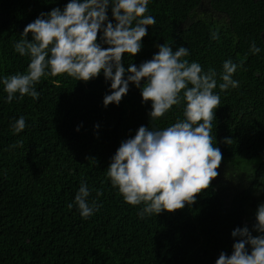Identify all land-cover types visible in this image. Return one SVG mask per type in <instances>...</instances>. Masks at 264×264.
I'll use <instances>...</instances> for the list:
<instances>
[{
    "label": "trees",
    "instance_id": "16d2710c",
    "mask_svg": "<svg viewBox=\"0 0 264 264\" xmlns=\"http://www.w3.org/2000/svg\"><path fill=\"white\" fill-rule=\"evenodd\" d=\"M69 2L0 0V264H216L222 252L233 253L235 229L261 235L255 225L264 204V0H149L146 15L156 23L142 50L123 56L126 69L151 60L164 44L188 48L186 59L215 69L218 84L225 60H247L233 75L238 88L214 90L221 97L212 129L223 156L218 177L195 204L143 219V204L126 203L106 171L139 127L165 129L183 119V105L151 120V101L130 84L119 105L105 107L111 81L103 73L87 83L48 75L35 84L38 99L17 93L7 102L2 79L26 73L30 63L14 44L41 14ZM107 15L115 24L111 4ZM102 36L98 43L107 47ZM253 41L258 54L250 51ZM21 116L26 127L16 134L12 125ZM21 140L22 147H12ZM82 182L89 201L102 205L87 219L75 204Z\"/></svg>",
    "mask_w": 264,
    "mask_h": 264
},
{
    "label": "clouds",
    "instance_id": "9594fccd",
    "mask_svg": "<svg viewBox=\"0 0 264 264\" xmlns=\"http://www.w3.org/2000/svg\"><path fill=\"white\" fill-rule=\"evenodd\" d=\"M110 4L115 24L107 15ZM148 4L149 0H70L63 11L55 8L46 16L41 14L25 27L21 39L14 44L17 53L30 57L26 73L2 79L8 103L17 93L21 99L25 96L38 99L40 93L35 84L48 75L67 74L87 83L103 73L111 81V94L103 100L105 107L119 105L130 84L141 89L145 103L151 101V120L163 117L173 106L183 105V119L167 128L139 127L134 138L121 143L106 171L126 203L143 204L138 213L141 219L146 215L158 216L163 211L174 213L195 204L197 196L218 177L223 156L214 146L212 129L221 97L214 90L238 88L239 81L233 75L247 60V56L239 64L225 60L219 73L222 82L218 84L215 69L205 72L201 64L186 59L188 48L180 46L173 51V47L164 44L151 60L139 67L129 64L126 69L123 56H136L142 50L148 27L156 23L153 16L146 15ZM100 32L107 47L98 43ZM212 38L219 39V29L212 33ZM250 51L260 52L255 41ZM142 81L145 83L141 87ZM25 127L23 116L12 125L16 134ZM224 142L230 145L233 141L225 138ZM17 146L22 147L23 141L12 145ZM90 195L88 185L82 182L75 204L84 219L102 207L95 200L90 202ZM96 195L103 193L96 190ZM67 207L72 209L73 204ZM256 219L255 231L261 235L254 237L247 227L235 229L232 236L238 239L233 253L229 256L222 252L216 264H264V204L258 207Z\"/></svg>",
    "mask_w": 264,
    "mask_h": 264
}]
</instances>
